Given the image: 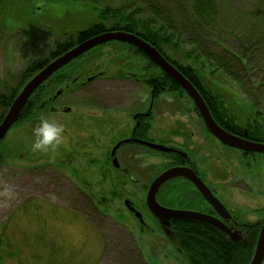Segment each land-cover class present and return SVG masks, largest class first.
Segmentation results:
<instances>
[{
  "label": "rangeland",
  "instance_id": "obj_1",
  "mask_svg": "<svg viewBox=\"0 0 264 264\" xmlns=\"http://www.w3.org/2000/svg\"><path fill=\"white\" fill-rule=\"evenodd\" d=\"M70 1L0 0V92L5 96L16 89L28 62L41 60L56 42L97 22L93 7ZM214 1L216 20L199 29L197 41L176 37L174 44L179 47L176 51L166 49L165 54L181 66H190L205 86L228 103L249 104L243 112L247 116L250 113L252 119L264 120V0ZM109 3L120 6L126 1ZM87 58L93 59L87 67L96 66L90 74L103 73L102 79L90 85L89 94L76 93L72 100L67 91L69 94L40 109L38 103L33 121L13 125L0 141V264H187L174 249L172 233L159 229L144 210L149 184L164 169L163 156L133 149V155L138 156L128 168L133 180L124 178L122 182L105 160L109 149L105 148L116 134L127 132L132 114L148 105L149 90L143 78L162 76V72L128 45L108 42L59 73L68 74ZM132 73L131 79L140 80L135 91L125 84V75ZM130 95H136L133 101L128 100ZM101 96L102 113L106 112L102 116L120 121L119 130L102 124V137L99 131L91 135L82 130V135L75 137L76 144L68 146L70 151L61 144L47 153L32 150L31 130L39 119L58 123L63 119L70 132L65 118L69 108L70 113L84 115L86 128L91 127L87 116L99 114ZM82 97L89 101L83 102ZM165 98L161 95L157 100L160 105L152 110L154 138L169 137L164 133L163 114L174 115L173 120L193 112L187 101L170 95ZM3 114L0 103V117ZM72 133L75 136L77 132ZM125 199L139 205L152 231L139 232L124 207ZM131 248L141 256L131 255Z\"/></svg>",
  "mask_w": 264,
  "mask_h": 264
},
{
  "label": "flooded vegetation",
  "instance_id": "obj_2",
  "mask_svg": "<svg viewBox=\"0 0 264 264\" xmlns=\"http://www.w3.org/2000/svg\"><path fill=\"white\" fill-rule=\"evenodd\" d=\"M101 51V49L98 50L97 54ZM139 54L147 59L149 63L151 62L143 53ZM83 56L84 54L75 60H78ZM92 61V58L82 59L80 65H78V67L76 66L74 68H70L68 74H66L67 72L59 73L60 69L48 80H46L40 86L41 88L39 87L40 89H37L38 92L35 94V99L40 104L38 105V109L42 108L46 103H53L58 98L69 93H72V100L76 99L74 96L76 93L89 94L90 85H92L93 82L102 79L103 74L102 71L96 74H90V69L94 70V68H96V66L87 67V64ZM150 65L153 68L156 67L160 72H162L154 63ZM175 67L177 68V66ZM131 76L134 77V74L125 75V84L127 86H131V88L135 91V84L140 82V80H133L130 78ZM67 78L69 79L68 83H66ZM156 78H161V76L155 77L153 74H148L145 78H143L146 80L144 83L146 88L149 90L147 97L149 101L148 105L144 108L145 110L143 109L144 111L141 110L132 114L131 120L133 123L124 135L120 134V136H118V134H116V139L112 142V144H106L108 146L105 150L109 149L105 151L108 152L107 157L105 156V160H108L109 165L118 173V180L122 182V180L126 178L132 181L133 178L131 173L128 172V168L133 159H138V156L133 155L135 152L134 150L138 151L139 149H142L152 154H161L163 156L164 169L158 175L170 169H186L188 170L187 174L190 176L194 175V177L202 183V185L210 192L212 197L216 199L220 205L217 204L216 207L213 206L204 197L203 193L196 187V185L189 179V177L183 175L172 177L161 185L155 197L156 202L160 206L170 210L195 212L215 219L219 225L214 226L202 222L194 223H197L195 225L203 231L221 234L227 239V241H224V244L226 245H231V243L249 245L254 242L256 246L259 232L264 226V153L244 151L227 146L220 142L208 131L201 115L186 92L180 86L179 89L171 91L169 83L156 80ZM61 80L65 81L62 82ZM52 83H56L57 86L53 87L54 85H52ZM192 85L204 100L212 119L222 130L240 139L264 144V120H259L256 117L252 119V117H250V113L248 116L243 113L245 107L249 109V104L243 106L241 105V102L238 101L228 103L210 86H205L202 83V87L206 91V94H203L198 87H196L193 83ZM100 90L102 94V84ZM136 95H130L128 100L133 101ZM161 95L166 98L170 95L174 98L187 101L193 112L191 114L182 113L178 115L177 118H173V120H171V117H174V115H169L167 113L168 115L164 116L165 114H163V129L164 126L166 127L164 129V133L168 132L169 137H166L164 134L165 137L161 136L160 138H157L156 136L154 138L153 135H151L154 120L152 110L155 106L160 105L157 100ZM211 95L213 97L216 96L219 99L221 102L220 106L218 105V102L214 103L215 100H211ZM7 96L0 92V101ZM81 99L83 102L89 101L87 97H82ZM169 101L170 100H168V102ZM98 104L99 114L95 116L94 113L87 116L89 121L88 124H90L92 128H86V124L84 123L86 117H84V115L70 113V109L66 108V123L71 127L72 131L77 133L74 136L71 130L69 132L64 127L65 140L61 143V146H64L70 151L68 146L71 145L72 147V143L73 146L76 144L75 137L77 134L82 135V130L87 131L91 135L99 131V137H102V124L111 128L112 125L114 127L117 126L118 130L120 129V121H113L110 117L102 116V114H106V112L102 113V96ZM232 109H235L236 112L232 111ZM3 117L4 116L0 117V122ZM62 121L63 123L61 124L66 126L63 119ZM172 126L175 127L172 131L167 129ZM140 141L171 147L177 152H157L141 144ZM101 144L102 143L98 144L99 148H101ZM115 147L118 148L112 156V152ZM72 153L73 155L75 154L74 151H72ZM114 158L116 159V162H114ZM54 161L62 162V160ZM157 176H155L152 181ZM163 189L164 192H161ZM126 201L129 202L130 206L135 211L142 214V219L143 213L140 210L139 205L135 204L133 201L128 199L123 201L124 207L130 216H132V218H134L137 222L139 232L143 233L147 230L152 231L149 229L144 220L143 224H140V222L135 218L134 213L131 212L125 205ZM144 208L150 217L158 223L157 225L159 226V229L162 227V231L168 235H170L171 232L173 236V233L178 227L175 223L176 220H170L167 225L162 224L148 210L146 206V196ZM226 232H229L230 234L235 233L238 241H233L230 234H227ZM130 243L133 245L132 240ZM133 249L131 248V255L136 253V248L134 250ZM174 249L179 255H181V252L176 244ZM138 254L140 255V253H137L135 256L139 257ZM182 259L185 260L184 257H182Z\"/></svg>",
  "mask_w": 264,
  "mask_h": 264
},
{
  "label": "trees",
  "instance_id": "obj_3",
  "mask_svg": "<svg viewBox=\"0 0 264 264\" xmlns=\"http://www.w3.org/2000/svg\"><path fill=\"white\" fill-rule=\"evenodd\" d=\"M101 1L106 3L102 6L97 5ZM111 1L116 0L70 1V3L87 4L93 7L97 12L99 21L97 20V22L75 32L64 41L56 42L47 56L41 60L28 62L21 73L16 89L13 92L11 90L10 94L0 101L4 113L20 92V89L32 76L50 61L92 37L112 29L136 34L166 56V49L172 48L176 51V47H179L174 44L176 37L187 36V39L197 41L195 38L199 29L206 28L205 24L209 25L215 21L217 15L214 0H121L126 1V3L120 6L111 5L109 3ZM0 9H2L1 5ZM128 46L138 53H142L137 48L131 45ZM171 62L203 94H206L205 89L202 87V81L190 66H181L174 61ZM150 63L152 64V62ZM156 80L169 83L171 91L179 89V85L163 72L161 78H156ZM52 85H54L53 87L57 86L56 83H52ZM36 92L38 90L34 92L22 108L15 124L33 118L35 108L39 103L35 99ZM210 97L212 101L215 100L214 103L218 102L220 106L221 102L216 96L211 95ZM175 223L178 227L173 233L174 242L187 264H249L252 260L255 250L254 242L249 245H243L242 243L226 245L224 241H227V239L221 234L203 231L195 225L197 223L189 221H176Z\"/></svg>",
  "mask_w": 264,
  "mask_h": 264
},
{
  "label": "water",
  "instance_id": "obj_4",
  "mask_svg": "<svg viewBox=\"0 0 264 264\" xmlns=\"http://www.w3.org/2000/svg\"><path fill=\"white\" fill-rule=\"evenodd\" d=\"M108 42H121L129 44L138 50H140L152 63H154L165 75H167L171 80L176 82L190 97L194 103L197 111L201 115L202 120L208 131L217 138L220 142L227 146L241 149L244 151L264 153V144L255 143L240 139L236 136L228 134L222 130L212 119L210 112L192 83L179 71L168 58L158 51L154 46L150 45L148 42L144 41L141 37L136 34L127 33L124 31H115L114 29L102 33L98 36L92 37L82 43L71 48L66 53L60 55L54 60L46 64L40 71H38L33 77H31L26 84L22 87L20 92L12 101L11 105L7 109L2 121L0 122V141L5 137L7 132L15 124L22 108L27 103L28 99L33 95V93L53 74L68 65L70 62L78 58L79 56L85 54L87 51L100 46ZM141 144L147 146L148 148L162 153H176L177 151L171 147L145 143ZM118 147H115L112 156ZM114 162L116 159L114 158ZM186 169H170L160 175H158L150 184L147 194H146V206L150 213L158 219L162 224L167 225L170 220L176 221H189V222H202L209 225H219L215 219H212L206 215L187 212V211H176L166 209L160 206L156 200V194L163 183L168 181L172 177L177 176H187L196 185V187L203 193L204 197L216 207L220 205L216 199L212 197L210 192L200 183L194 175L187 174ZM127 208L134 213L135 218L143 224L142 214L135 211L129 204L128 201L125 202ZM230 234L229 232H226ZM233 241H238L236 234H230ZM264 261V226L259 232L257 243L254 250V255L249 264H262Z\"/></svg>",
  "mask_w": 264,
  "mask_h": 264
},
{
  "label": "clouds",
  "instance_id": "obj_5",
  "mask_svg": "<svg viewBox=\"0 0 264 264\" xmlns=\"http://www.w3.org/2000/svg\"><path fill=\"white\" fill-rule=\"evenodd\" d=\"M31 148L36 152L47 153L64 142V126L55 119L41 118L31 130Z\"/></svg>",
  "mask_w": 264,
  "mask_h": 264
}]
</instances>
